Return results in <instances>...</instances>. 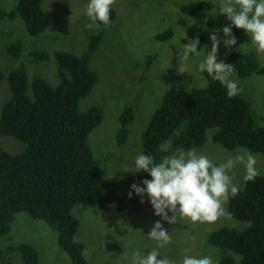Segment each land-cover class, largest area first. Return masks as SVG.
Masks as SVG:
<instances>
[{"label":"trees","instance_id":"1","mask_svg":"<svg viewBox=\"0 0 264 264\" xmlns=\"http://www.w3.org/2000/svg\"><path fill=\"white\" fill-rule=\"evenodd\" d=\"M45 1L18 0L14 8L0 9V18L21 17L28 32L38 35L49 24ZM213 8L212 2L202 0L191 12ZM115 17L111 7V21ZM240 32L233 27L234 35ZM172 35L173 31L168 30L156 38L165 40ZM100 40V33L89 35L87 49L80 54L54 51L59 78L56 85L40 75L30 77L24 64L7 74L0 70V82L6 77L10 90L0 114V135H13L27 144L25 149L11 153L0 143V236L11 234L21 214L33 221L43 220L58 232L57 243L69 254L72 264H90L84 255L85 243L76 238L80 220L73 209L77 203L129 213L146 207L153 209L146 195L144 203L134 191L128 197L133 183L143 186L142 181L151 176L135 172L121 178H105L102 160L96 157L89 142L105 112L100 105L83 111L80 101L98 81L90 61ZM22 46L17 39L8 50L19 55ZM30 55L37 61L50 57L47 50L41 49H33ZM226 61L233 64L239 78L254 73L264 75V65L253 54L232 52ZM204 74L203 86L189 90L170 88L165 92L143 132V152L158 161L164 155L159 145L169 139L173 148H199L206 143L208 130L214 129L212 141L225 149L243 147L264 154V124L256 123L247 99L241 94L229 98L224 86ZM134 118L132 107L126 105L119 115L118 143L127 141ZM227 211L229 216L249 224L244 228L222 226L209 234L208 243L233 250L240 255L241 264H264V175L241 187L240 193L229 200ZM12 250L19 253L20 264L40 263L35 244L23 240ZM3 260L0 249V264H4ZM219 264H234V259L224 253Z\"/></svg>","mask_w":264,"mask_h":264},{"label":"rangeland","instance_id":"2","mask_svg":"<svg viewBox=\"0 0 264 264\" xmlns=\"http://www.w3.org/2000/svg\"><path fill=\"white\" fill-rule=\"evenodd\" d=\"M202 0H115L111 6L116 17L111 25L97 30H88L89 23L85 10L88 0H46L45 10L49 17L46 29L38 35H31L21 17L13 20L0 18V70L7 74L11 69L24 64L29 76L40 75L56 85L58 63L55 50H67L80 54L87 49L88 36L101 34V40L90 61L96 70L98 81L92 92L80 101L81 110L93 105L103 107L105 115L96 127L89 142L97 158L102 160L105 178H121L135 172H125V165L131 167L134 158L143 151L142 136L148 121L161 103L165 92L170 88L191 89L206 84L204 72L198 64L211 50L210 35L217 30L221 42L218 60L226 63L232 52L255 55L264 65V53L257 54L250 36L241 29L235 37L237 44L227 48L222 28L231 25L225 15H212L217 11L220 0L210 1L214 8L192 13ZM18 0H0V9L14 8ZM232 26V31H233ZM173 31L172 37L157 39L159 33ZM205 37V41L202 40ZM17 39L22 41L19 55L12 54L8 47ZM199 39L200 56H191L187 62V72H178V57L183 44ZM203 41V43H202ZM201 43V44H200ZM33 49L47 50L50 57L37 61L30 55ZM240 94L249 102L255 121L264 124V75L252 74L239 78ZM10 97L9 85L5 77L0 82V114L4 103ZM131 106L135 115L130 123V134L126 142L118 143L121 124L119 115L125 106ZM214 129L208 130L206 143L197 148L222 162L229 156L245 149H225L212 141ZM0 143L11 153L27 147V144L11 135H0ZM256 167L264 175V154L254 153ZM243 166L234 169V179L241 187L245 185L242 177ZM227 208V205H226ZM228 212V211H227ZM73 213L80 220L76 238L85 243L84 255L90 264H128V258L137 250L146 253L157 243L147 237L155 221L161 220L148 207L134 213L118 210H101L94 204L77 203ZM163 227L170 231L172 241L159 251L161 255L181 261L184 255H210L214 259L230 255L234 264H241L240 255L229 248H220L208 243L211 232L222 227L244 228L249 222L225 216L215 223L191 222L190 218H179L175 224L162 221ZM58 232L43 220L33 221L26 214L17 216L11 234L0 236V249L3 250L4 264H20L19 253L12 246L26 240L35 244L40 253L39 264H72L69 254L58 243Z\"/></svg>","mask_w":264,"mask_h":264},{"label":"clouds","instance_id":"3","mask_svg":"<svg viewBox=\"0 0 264 264\" xmlns=\"http://www.w3.org/2000/svg\"><path fill=\"white\" fill-rule=\"evenodd\" d=\"M115 0H88L85 14L90 21L85 28L99 30L111 25V6ZM225 15L231 25L224 26L223 43L231 49L237 44L232 26L243 29L250 36L257 54L264 53V0H220L217 11L212 15ZM211 50L206 51L205 58L199 62L198 70L206 72L212 80L219 82L226 88L229 98L240 94L239 80L233 64L218 60L221 38L217 30L210 35ZM199 39L189 40L183 44L182 53L178 57V72H187V62L193 55L200 56L197 50ZM178 135V133H177ZM159 151L164 153L157 159L151 154L141 151L135 156L133 165H125V172H147L151 179H144L143 186L137 183L131 185L128 197L133 191L144 203L147 196L154 214L168 224H175L179 218H190L196 223H215L219 218L230 215L226 205L231 198L236 197L241 186L234 179V169L243 166L244 183L254 181L261 175L256 167L257 158L248 149L229 156L226 160L216 163L212 157L198 150L195 146L185 149L173 148L172 140H166L159 145ZM161 220H157L147 233V237L156 241L157 247L146 253L137 250L128 259V264H177L168 257H161L160 248L172 241L170 231L163 227ZM179 264H219L210 255H184Z\"/></svg>","mask_w":264,"mask_h":264}]
</instances>
